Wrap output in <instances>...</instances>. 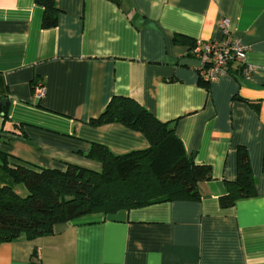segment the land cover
<instances>
[{"label":"crops","instance_id":"1","mask_svg":"<svg viewBox=\"0 0 264 264\" xmlns=\"http://www.w3.org/2000/svg\"><path fill=\"white\" fill-rule=\"evenodd\" d=\"M55 27L36 0H0V150L12 162L100 171L94 143L115 154L150 140L120 122L97 125L115 95L171 122L188 155L212 167L200 196H183L55 225L0 243V264H264V0H57ZM232 33L249 46L240 70L208 85L189 54ZM44 81L41 99L34 86ZM6 99V105L2 101ZM7 107V117L2 108ZM246 147L254 196L223 207ZM26 193L0 166V187Z\"/></svg>","mask_w":264,"mask_h":264},{"label":"trees","instance_id":"2","mask_svg":"<svg viewBox=\"0 0 264 264\" xmlns=\"http://www.w3.org/2000/svg\"><path fill=\"white\" fill-rule=\"evenodd\" d=\"M36 2L45 8L42 26L55 27L60 15L57 0ZM2 112L7 117V107ZM91 122H120L143 132L150 146L115 154L108 146L94 143L89 156L102 163L100 171L74 163H68L64 170L35 167L12 162L8 153L0 150V166L26 189V193H21L11 186L0 187V243L48 235L59 223L90 215L115 213L183 196L199 197L200 184L213 176L211 165L197 163L195 155L186 153L171 122H163L133 97L113 96L101 115ZM237 158L238 178L230 192L220 198L223 207L256 193L245 146L238 147Z\"/></svg>","mask_w":264,"mask_h":264},{"label":"built area","instance_id":"3","mask_svg":"<svg viewBox=\"0 0 264 264\" xmlns=\"http://www.w3.org/2000/svg\"><path fill=\"white\" fill-rule=\"evenodd\" d=\"M220 28L223 38L197 40L190 48V55L195 60L193 68L201 81L207 83L225 74H234L235 70H240L244 78L250 79L253 66L247 61L249 46L232 33L228 19H223ZM46 91L45 82H38L34 88L35 97L41 99Z\"/></svg>","mask_w":264,"mask_h":264},{"label":"water","instance_id":"4","mask_svg":"<svg viewBox=\"0 0 264 264\" xmlns=\"http://www.w3.org/2000/svg\"><path fill=\"white\" fill-rule=\"evenodd\" d=\"M6 102H7V100L6 99H4L3 101H2V105H6Z\"/></svg>","mask_w":264,"mask_h":264}]
</instances>
